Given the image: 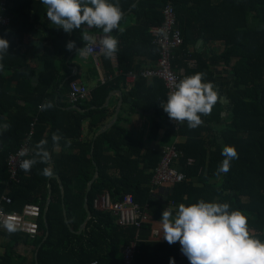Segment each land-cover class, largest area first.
<instances>
[{"label":"trees","instance_id":"trees-1","mask_svg":"<svg viewBox=\"0 0 264 264\" xmlns=\"http://www.w3.org/2000/svg\"><path fill=\"white\" fill-rule=\"evenodd\" d=\"M171 1L183 38L181 46L173 52L172 60L179 80L202 72L204 82L215 81L208 59L193 49L198 39L205 43L224 42L223 52L212 59L223 61L233 78L228 91L231 113L221 126V141L211 144L203 133L210 129L204 125L190 130L185 123L178 132L173 130L161 107L167 100V88L162 79L142 77L129 87L125 98L129 112L153 111L148 137L156 138L159 130L164 128L162 139L165 144L176 136V146L183 152L176 164L185 178L165 185L167 197L160 201L154 195L157 186L151 184V179L165 144L160 149L146 147L141 136H132L121 125L127 119L120 114L111 126L96 133L114 114L113 104L105 105V101L120 83H126L125 74L156 63L159 48L152 43L150 29L161 24L167 0H119L124 15L120 28L112 33L119 41V50L115 54L118 73L111 74L113 76L106 82H99L91 89L86 86L90 96L75 104L69 102L68 95L70 84L78 81L80 76L79 72L69 75L67 63L70 64L73 58L67 62L71 51L66 49V44L75 41L78 48L84 47L81 38L85 29L69 34L62 29H52L48 36L52 45L38 60L44 63V69L37 71L27 62L22 46L28 42L35 22L46 15L47 10L41 0H8L6 13L10 22L0 27V38L7 39L10 44L8 54L0 61L4 65L0 71V126L7 124L10 127L0 132V203L7 212H20L25 204L37 203L42 214L37 236L28 239L36 251L35 259L28 262L25 257L15 255L13 242L20 236L28 237L17 231L9 236L12 243L0 255V264H126L124 247L131 242L136 244L132 264H169L170 258L175 264H189L185 256H180L178 242L169 245L163 239L159 220L165 208L175 203L190 205L200 199L226 202L230 210H240L248 219L252 235L264 241V0ZM133 4L136 7H132ZM132 17L134 23L122 28L123 22ZM141 57L146 61L137 62ZM56 60L65 70L62 75L53 66ZM190 60H194V66L188 64ZM98 62L99 67L103 62L114 73L111 58L102 54ZM35 75L39 82L34 86L32 78ZM10 80L15 82L11 92L5 89ZM46 101H51L54 108L40 110L38 106ZM215 106H220L219 99ZM213 113L212 110L210 120ZM35 117L31 146L47 139L52 161L47 165L37 164L27 173L20 171V180L16 183L9 180L7 159L18 149ZM85 125L86 138L80 141ZM53 133L63 137L59 158H54L53 154ZM66 140H71L70 147H65ZM226 145L235 147L238 159L230 162L227 174L217 176V168L224 159L222 148ZM45 167L52 170L51 176L41 174ZM96 172L98 175L87 192L88 183ZM74 182L79 183L76 190L73 189ZM105 192H109L114 201H122L130 195L146 211L147 220L141 227L118 224L114 213L94 207L95 199ZM2 195L9 196L12 202H2ZM85 196L90 216L79 231L87 218ZM48 198L46 235L43 211ZM140 228L157 229L158 234L154 239L139 241Z\"/></svg>","mask_w":264,"mask_h":264},{"label":"clouds","instance_id":"clouds-1","mask_svg":"<svg viewBox=\"0 0 264 264\" xmlns=\"http://www.w3.org/2000/svg\"><path fill=\"white\" fill-rule=\"evenodd\" d=\"M46 7L47 19L57 29L66 34L74 30L100 29L102 36L97 38L87 30L82 34L84 47L77 50V55L87 57L93 46H98L105 58H112L119 50V41L112 33L120 28L123 12L119 0H41ZM132 7H136L135 4ZM9 41L0 38V61L8 54ZM75 41H69L66 49L72 51ZM4 65L0 63V71ZM204 73L197 72L175 82L173 90L167 95L166 103L161 107L176 125L187 124L190 130L203 125L202 117L211 114L219 99V92L211 82H204ZM47 111L54 108L51 101L38 106ZM10 125L0 126V132ZM63 137L53 133V148L60 147ZM47 139H41L33 148H23L17 156L19 168L27 173L37 164H50L52 154L48 150ZM71 146V140L65 141V147ZM221 155L223 162L218 166L216 175L227 174L230 162L238 159L234 146H224ZM30 158L23 159V157ZM42 175L51 176L52 170L45 167ZM163 239L169 244L179 243L181 253L189 264H264V241L255 238L248 226L247 217L240 210H230L229 203L206 202L200 199L196 203H180L178 209L165 208L159 220ZM9 234L19 230L18 225L6 219L0 224ZM169 264H175L170 258Z\"/></svg>","mask_w":264,"mask_h":264},{"label":"built area","instance_id":"built-area-1","mask_svg":"<svg viewBox=\"0 0 264 264\" xmlns=\"http://www.w3.org/2000/svg\"><path fill=\"white\" fill-rule=\"evenodd\" d=\"M8 0H0V27L7 26L10 22V18L6 13ZM163 20L160 25L154 26L150 29L153 36L152 43L159 48V57L153 66H148L138 71L131 70L125 74V82L127 87H131L138 78L158 77L162 79L167 88V95L173 90L175 82L179 81L178 75L175 73L172 60L174 58L173 52L178 49L183 43L182 33L177 26V17L175 8L171 0H167L163 10ZM102 55V51L98 46L92 47L90 55L94 60L97 68H99L98 59ZM112 65L115 71H117V59L116 55L112 58ZM114 71V72H115ZM113 75L103 76L99 82L104 83L107 79ZM90 96V90L82 83L74 81L70 84V92L68 100L70 103L75 104L86 100ZM36 117L30 123V128L21 140L18 149L9 155L7 159L9 180L16 183L19 182V168L18 160L21 159L17 156V153L23 149H31V142L34 135V125ZM169 124L175 132H178L181 124L176 125L169 118ZM177 137L174 136L173 141L165 144L161 149V158L154 169V173L151 179V184L157 187H162L168 184L178 183L184 180L185 174L179 169L176 162L183 156V152L176 146ZM30 158V156L23 157V159ZM2 202L10 204L11 198L7 195L1 196ZM94 207L104 211H111L117 216V223L120 225H129L135 227H141L143 222L147 220L146 211L132 200L130 195H126L121 201H114L109 192H105L103 195L95 199ZM41 208L37 203H27L23 206L20 212L11 211L7 212L3 209L0 203V224L4 220L10 219L14 221L19 228V232L27 235L30 239L37 236V230L39 228V219L41 217ZM155 235L158 234L157 230L153 231ZM136 252L135 242L124 247V261L126 264H132L134 254ZM91 264H96L93 262Z\"/></svg>","mask_w":264,"mask_h":264},{"label":"crops","instance_id":"crops-1","mask_svg":"<svg viewBox=\"0 0 264 264\" xmlns=\"http://www.w3.org/2000/svg\"><path fill=\"white\" fill-rule=\"evenodd\" d=\"M219 1L221 0H212L213 3H218ZM10 5L13 6V4L11 3ZM45 10H47L46 7ZM33 16H34V12H32V17ZM43 19H44V23L48 20L46 15H42L37 20V22H35L33 29L29 33L28 42L24 46H22V48L25 51L27 62H30L32 66L35 67V69H37V71H41L44 69L45 66L44 63L38 60L44 54L45 49L51 47L52 43L51 40L48 38V36L50 31L56 28L54 26H50L51 22L49 20L48 23L43 27L39 23ZM133 23H134V18L133 17L129 18L125 22H123L122 28H125L128 25H132ZM42 29L43 31L47 32V35L44 33L42 37H40L39 33H41ZM85 30H87L90 35H94L97 38L103 35L102 31H97L94 29H85ZM199 41L201 42L200 44ZM75 44L76 47L70 52L69 57L67 59L68 62L70 59L73 58L70 64L67 63V68L70 70L69 75H75L79 72L80 77L78 81L83 83L89 89L96 86L99 83L101 77L110 74L116 75L118 73V71H115L114 68L112 70L113 72L114 71L115 72L111 73L108 70V68H106V66L103 65V62H102V66L97 68L93 58L90 56L81 57L80 55H77L76 53L79 48H78V44L77 43ZM17 46H19V44ZM224 48H225V44L223 41L205 43L202 39H198L193 47L194 50L202 53L203 57L208 59L209 70L211 71L213 78L215 80L214 82L211 83L213 84L214 88H216L219 92L220 106L218 107L214 106L213 109L214 116H210L211 120L208 118L209 115L204 116L205 118H207V120H205L203 125L204 127H209L210 130L209 132L205 131L203 133L206 136L207 140L210 142V144L215 141L216 142L221 141V136H220L221 126L225 124V122L227 121L226 120L227 117L231 113V100L228 96V91L232 87L231 79L233 78V76L229 68L226 66V64H224L223 61L212 59V57H215L217 54L222 53ZM138 61L145 62L146 60L141 57V58H137V62ZM188 64L190 66H194V60L188 61ZM53 66L57 68L58 73L60 72L61 75L65 72V70L62 68L58 60L53 62ZM180 73L181 74L184 73L183 68L180 69ZM38 82H39V78L37 75H35L32 78V84L35 86L38 84ZM14 87H15V82H13V80L7 81V83L5 84V89L10 90V92ZM128 89L129 88L127 87L126 83L124 84L123 81L122 83L119 84V87L117 89L110 92L111 95L109 96L107 103H105V105L112 103L113 107L115 108V111L113 116L108 120V122L105 125H107L114 118L116 113H117L116 119L117 116L120 114L121 117L127 119L125 121H122L121 125L124 126L132 136H141L145 143V146L148 148L160 149L162 145H164L166 142V141L164 142V140L162 139L164 134V128H161L159 130V133L157 134L156 138L148 137L150 126L152 123L151 117L153 116V111L141 112L139 110H136L134 113H130L129 105L127 102H125V98L128 96ZM86 132L87 131L85 125L83 127V134L80 138V141H83L86 138ZM171 141H173V139ZM61 151L62 149L60 147L54 148V153H53L54 158H59L61 155ZM56 178L60 185L61 183L60 179L58 178V176ZM78 185H79L78 182H74L73 189L76 190L78 188ZM167 192H168V187L166 186L157 187L154 191V195L160 201H163L167 197ZM178 205H179L178 203L171 205V208L174 210V213L175 210L178 209ZM83 224L84 223L80 225L81 228H79V231H81L84 228L85 224L84 225ZM154 230L157 229H152L148 231L140 228L138 232L137 240L146 241L149 239L156 238L157 235L154 234L153 232ZM9 236H11V234H9L2 226H0V255L4 254L8 246L12 243ZM28 239L30 238L27 237L26 239L25 237L20 236V238L17 241H14L13 244L15 248V255L25 257L26 260L30 262L33 259H35L36 251L34 250L33 246L28 242ZM180 256H184L181 253V251H180Z\"/></svg>","mask_w":264,"mask_h":264},{"label":"water","instance_id":"water-1","mask_svg":"<svg viewBox=\"0 0 264 264\" xmlns=\"http://www.w3.org/2000/svg\"><path fill=\"white\" fill-rule=\"evenodd\" d=\"M39 23L44 27V26L48 23V20L44 23V19H43V20H41ZM50 26H53V25H51V23H50ZM54 27H55V26H54ZM38 31H39V30H38ZM44 33L47 35V32L43 31V29H42L41 33H39V36L42 37V35H43ZM200 43H201V42L199 41V44H200ZM76 49H78V48H76ZM110 95H111V93L108 95V97H107L105 103H107V100H108V98H109ZM73 107L78 108L77 106H73ZM116 114H117V113H116ZM116 114H115L114 118H113V119H112L107 125H105L104 127H102V128L97 132V134L103 132L106 128H108L109 126H111V125L113 124V122H114L115 119H116ZM97 175H98V173L96 172L95 175H94V177L91 179V181H89L88 186H87V192L90 190V188H91V184H92V182L95 180V178L97 177ZM60 185H61V183H60ZM49 202H50V198H48L47 203H46V206H45V209H44V211H43V220H44L45 227H46V229H47L46 235L48 234V225H47V221H46V211H47V207H48ZM84 207H85V209L87 210V218H86V220L84 221V224H85L86 221L88 220L89 216H90V212H89V210H88V206H87V196H85ZM84 224H83V225H84ZM80 228H81V227H80Z\"/></svg>","mask_w":264,"mask_h":264},{"label":"rangeland","instance_id":"rangeland-1","mask_svg":"<svg viewBox=\"0 0 264 264\" xmlns=\"http://www.w3.org/2000/svg\"><path fill=\"white\" fill-rule=\"evenodd\" d=\"M38 230H39V228H38ZM38 230H37V233H38Z\"/></svg>","mask_w":264,"mask_h":264}]
</instances>
